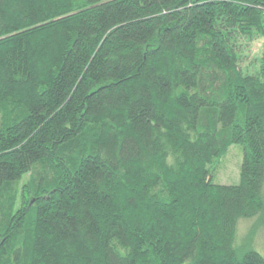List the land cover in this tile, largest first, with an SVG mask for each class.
Here are the masks:
<instances>
[{"label": "trees", "instance_id": "obj_1", "mask_svg": "<svg viewBox=\"0 0 264 264\" xmlns=\"http://www.w3.org/2000/svg\"><path fill=\"white\" fill-rule=\"evenodd\" d=\"M256 37L264 0H0V264H264Z\"/></svg>", "mask_w": 264, "mask_h": 264}, {"label": "rangeland", "instance_id": "obj_2", "mask_svg": "<svg viewBox=\"0 0 264 264\" xmlns=\"http://www.w3.org/2000/svg\"><path fill=\"white\" fill-rule=\"evenodd\" d=\"M108 2L112 0H102ZM242 66L245 73L255 74L261 69V59L264 55V38L256 37L252 42L242 40ZM246 47V48H245ZM243 163V148L241 146H232L229 148L225 156L216 162L214 166L210 167L211 174L215 177V181L222 185H235L240 183L241 166ZM30 176L22 182L27 183ZM21 184V185H22ZM20 205V204H19ZM18 205V206H19ZM255 224L253 221L243 222L240 226L241 235L251 233V237L247 238V245L255 249V245L259 253L264 252V235L258 229L253 230ZM259 224L257 225V228ZM264 230V226L261 227ZM260 251H259V250ZM264 256V253H261Z\"/></svg>", "mask_w": 264, "mask_h": 264}]
</instances>
